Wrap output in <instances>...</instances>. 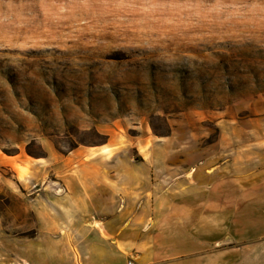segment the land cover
<instances>
[{
    "label": "rangeland",
    "instance_id": "1",
    "mask_svg": "<svg viewBox=\"0 0 264 264\" xmlns=\"http://www.w3.org/2000/svg\"><path fill=\"white\" fill-rule=\"evenodd\" d=\"M109 134L175 159L155 253L179 237L203 264H264V0H0L2 220L15 162ZM19 232L11 264H42L51 246Z\"/></svg>",
    "mask_w": 264,
    "mask_h": 264
},
{
    "label": "crops",
    "instance_id": "2",
    "mask_svg": "<svg viewBox=\"0 0 264 264\" xmlns=\"http://www.w3.org/2000/svg\"><path fill=\"white\" fill-rule=\"evenodd\" d=\"M118 141L109 134L104 148L76 147L61 157L48 149L40 163L15 162L27 173L15 175L19 210L0 216V264H11L7 245L23 237L14 229L51 246L42 264H203V256L188 259L179 237L165 254L150 238V214L172 209L175 159L150 157L149 135L133 150Z\"/></svg>",
    "mask_w": 264,
    "mask_h": 264
},
{
    "label": "built area",
    "instance_id": "3",
    "mask_svg": "<svg viewBox=\"0 0 264 264\" xmlns=\"http://www.w3.org/2000/svg\"><path fill=\"white\" fill-rule=\"evenodd\" d=\"M127 264H133V262L132 261H128Z\"/></svg>",
    "mask_w": 264,
    "mask_h": 264
},
{
    "label": "bare ground",
    "instance_id": "4",
    "mask_svg": "<svg viewBox=\"0 0 264 264\" xmlns=\"http://www.w3.org/2000/svg\"><path fill=\"white\" fill-rule=\"evenodd\" d=\"M20 171V170H19ZM20 175V174H19Z\"/></svg>",
    "mask_w": 264,
    "mask_h": 264
}]
</instances>
